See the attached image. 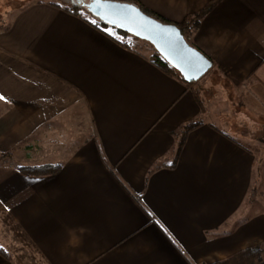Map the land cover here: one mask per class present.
Returning <instances> with one entry per match:
<instances>
[{
  "label": "crops",
  "instance_id": "0c3cea01",
  "mask_svg": "<svg viewBox=\"0 0 264 264\" xmlns=\"http://www.w3.org/2000/svg\"><path fill=\"white\" fill-rule=\"evenodd\" d=\"M16 1L0 0V264H212L264 242V160L204 104L206 76L187 84L54 0ZM131 1L180 22L213 0ZM190 41L264 118V0H221Z\"/></svg>",
  "mask_w": 264,
  "mask_h": 264
},
{
  "label": "water",
  "instance_id": "95a60500",
  "mask_svg": "<svg viewBox=\"0 0 264 264\" xmlns=\"http://www.w3.org/2000/svg\"><path fill=\"white\" fill-rule=\"evenodd\" d=\"M102 23L150 43L187 82L201 79L213 61L190 44L175 23L148 14L131 0H72Z\"/></svg>",
  "mask_w": 264,
  "mask_h": 264
},
{
  "label": "trees",
  "instance_id": "16d2710c",
  "mask_svg": "<svg viewBox=\"0 0 264 264\" xmlns=\"http://www.w3.org/2000/svg\"><path fill=\"white\" fill-rule=\"evenodd\" d=\"M220 1L221 0H213L212 2H210V4L202 12H200L199 14L188 15L180 22L168 21V20L162 18L161 16H159L158 14H156L155 12L149 10L148 8L143 6L142 4H139V3L138 4L148 14H150L152 16H155V17L163 20L164 22L177 24L179 26V28L181 29L182 33L184 34V36L187 38V40L190 42V44H192L191 41H190V37L194 33V31L199 27L201 19H202V16L206 12H209L211 9H213ZM56 5H60V4L57 3ZM63 9L65 11L71 13V14H74V15L82 17L83 19L87 20L91 24H93L96 27H98L101 30H103L105 33L109 34L117 42L123 44L124 46H126L128 48H131V41L127 40L128 37H130L131 39L140 40L139 38H137V37H135V36H133V35L127 33V32H124L122 30H119L117 28H114V27H111V26H108V25L102 23L101 21H99L98 19H96L95 17H93L92 15L87 13L81 6H78V5H66V6L63 7ZM110 29L113 32L110 31ZM115 33L118 36H123L124 38H126L125 41L120 40L116 36ZM152 48L154 50H153V54L150 56V60L155 65H157L159 68H161L166 73L179 78L180 80H182L183 82H185L187 84H192L193 83V82L185 81V79L181 76V74L174 67H172L159 54V52L153 46H152ZM202 124H203V120L198 118V119H193V120L189 121L188 123H186L181 128L180 137H179V140H178V145H177V150H176V158H175V160L179 156V153H180V151L182 149V146H183V144L185 142L187 134L191 130L195 129L196 127H198V126H200ZM5 156L6 155H4V157ZM18 169L22 173H25V174H28V175L43 176V175H52V174L58 173L60 171V169H61V166L59 164L38 165V166H19ZM0 253L4 254L7 257L9 255V254H7L6 250L2 246H0ZM212 264H264V242H263V245L260 244V245L248 247V248H246L244 250H241V251L229 256L225 260L217 261V262H214Z\"/></svg>",
  "mask_w": 264,
  "mask_h": 264
},
{
  "label": "rangeland",
  "instance_id": "374dc122",
  "mask_svg": "<svg viewBox=\"0 0 264 264\" xmlns=\"http://www.w3.org/2000/svg\"><path fill=\"white\" fill-rule=\"evenodd\" d=\"M33 0H18L16 1L17 5L26 4ZM60 5L66 6L71 5L72 0H54ZM110 31H112L110 29ZM113 32V31H112ZM116 34V33H115ZM116 36L122 40L125 41L126 38L123 36ZM128 41H131V47L139 49L142 53L145 55L150 54L154 50L152 46L143 40H135L128 37ZM152 54V53H151ZM215 71H209L204 76L203 81H200L196 85V89H198L201 93V97L203 98L204 104L207 107H218V110H223L222 112L225 113L229 111V116L232 118L233 126L238 127L237 131H244L243 133H247L250 140H248V144L252 146V148L255 149L258 156H262V159L264 160V118L257 116L255 114H251L249 112L244 111L241 108V101L239 98V91L238 88H234L232 85L233 82L228 79H218V74L214 73ZM208 97L213 98V106L211 103H209ZM217 106V107H216ZM220 108V109H219ZM237 117V118H236ZM244 129V130H243ZM259 184V183H258ZM259 189V187H258ZM257 193L258 196V202L255 200L252 204V206H257L259 204V207L261 210H250V212H264V196H262L260 191H254V193ZM263 209V210H262ZM0 238H1V232H0ZM3 243V242H2ZM263 245V242L261 243ZM7 249L10 250V247L5 245ZM14 252L15 246L13 247Z\"/></svg>",
  "mask_w": 264,
  "mask_h": 264
},
{
  "label": "snow or ice",
  "instance_id": "6c2138e0",
  "mask_svg": "<svg viewBox=\"0 0 264 264\" xmlns=\"http://www.w3.org/2000/svg\"><path fill=\"white\" fill-rule=\"evenodd\" d=\"M0 98H2V97H0Z\"/></svg>",
  "mask_w": 264,
  "mask_h": 264
}]
</instances>
